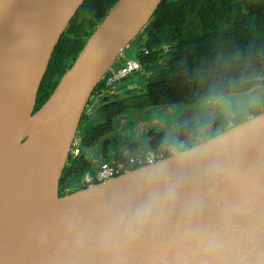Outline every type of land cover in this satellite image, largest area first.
Instances as JSON below:
<instances>
[{"label":"water","instance_id":"obj_1","mask_svg":"<svg viewBox=\"0 0 264 264\" xmlns=\"http://www.w3.org/2000/svg\"><path fill=\"white\" fill-rule=\"evenodd\" d=\"M84 1L0 0V264H180L177 253L189 239L184 226L194 199L191 240L220 235L227 264H264V111L205 140L215 143L237 129L244 133L197 164L180 168L173 154L59 196L95 87L163 0H117L37 105L54 49ZM159 167L167 173L159 181L161 192L166 184L180 187L174 208L135 241L104 247L102 237L117 215L132 217L148 202L156 186L148 173ZM49 191L56 202L105 196L79 213L49 211L46 223L39 199Z\"/></svg>","mask_w":264,"mask_h":264},{"label":"trees","instance_id":"obj_2","mask_svg":"<svg viewBox=\"0 0 264 264\" xmlns=\"http://www.w3.org/2000/svg\"><path fill=\"white\" fill-rule=\"evenodd\" d=\"M116 1L85 0L77 10L50 59L39 89L40 104ZM136 43L140 47L135 58L147 74L146 92L116 102L105 97L98 108L85 111L83 119L95 114L104 120L95 127L80 126L82 143L87 147L112 131L113 117L133 107L149 102L193 103L203 97L241 93L264 77V0H163L129 47ZM245 117L239 116V121ZM187 130L192 132L194 127ZM216 132L208 129L206 134L212 137ZM150 137L154 147L165 143L160 135ZM108 145L109 140L104 139V151ZM74 164L73 170L62 174L61 197L87 187L81 178L88 166L80 160ZM134 169L129 167V171ZM69 184L70 193L63 194L62 189Z\"/></svg>","mask_w":264,"mask_h":264},{"label":"flooded vegetation","instance_id":"obj_3","mask_svg":"<svg viewBox=\"0 0 264 264\" xmlns=\"http://www.w3.org/2000/svg\"><path fill=\"white\" fill-rule=\"evenodd\" d=\"M139 47L140 46H137L136 43L135 49H133V58H135V51L137 48L139 49ZM142 49L141 47L140 50ZM145 52L147 54V51ZM146 75L147 74L143 72L142 65L140 64V68L128 77L136 78V84L126 86L127 84H123L124 80H122L112 85L92 109L98 108L101 105L102 99L105 97L111 102H116L145 93L146 81L144 79ZM256 92L259 93L258 99L251 103L252 98L249 94L252 95ZM238 97H243L245 100L247 99L246 105L243 107V110L233 111V113L229 115H226V109L223 110L225 114H219L218 112L223 108L212 103L213 100L220 101L226 98L235 99ZM92 109L86 107L85 111L91 112ZM187 110H190L191 114L183 118V114ZM254 110H259L258 113L264 111V77L256 80L248 90L241 93L227 94L220 97H203L193 103L180 102L154 105L149 102L143 107L128 109L122 114L113 117L112 131L98 139L97 142L89 147L82 143L83 136L79 133L80 126L88 124L89 126L95 127L103 123L104 120L100 119L95 114L89 115L90 118L86 119H83L82 116L63 173L73 170L75 167V160H80L88 166L87 170L93 169L100 162L105 161L118 167L119 174H121L129 171L130 166L138 168L150 164L145 158V154L148 151H152L156 155L152 163L158 161V158L163 159L169 157L173 155L170 148L174 144L181 142L192 143L198 139L207 140L211 138L206 134L208 129H216L217 132L215 135H217L232 127V123H240L239 116L245 115L246 120L256 115L252 113ZM213 112L218 113L220 116H212ZM118 118L121 120L120 123H118ZM191 127H194V130L189 132L187 129ZM151 134L164 137L165 143L158 147H154L151 142ZM104 139L109 140L106 151L103 150ZM107 158H110V160Z\"/></svg>","mask_w":264,"mask_h":264},{"label":"clouds","instance_id":"obj_4","mask_svg":"<svg viewBox=\"0 0 264 264\" xmlns=\"http://www.w3.org/2000/svg\"><path fill=\"white\" fill-rule=\"evenodd\" d=\"M243 134V130L237 129L231 134L220 137L215 143L206 142L204 139H198L192 143L181 142L171 146L170 151L177 158V166L184 168L199 163L202 158L212 157L226 149L229 144L239 142ZM166 174L164 167L148 173L149 183L156 185L150 189V199L132 217H128L124 212L117 215L102 237L104 247L116 248L129 244L140 237L147 227L159 226L165 214L174 208L180 195L178 184H166L163 191H160L159 181ZM195 207L196 199L189 206L188 220L184 226V235L189 238L188 242L177 253L180 264H227L226 241L222 236L213 234L195 240L190 239Z\"/></svg>","mask_w":264,"mask_h":264},{"label":"built area","instance_id":"obj_5","mask_svg":"<svg viewBox=\"0 0 264 264\" xmlns=\"http://www.w3.org/2000/svg\"><path fill=\"white\" fill-rule=\"evenodd\" d=\"M140 68V62L136 58H124L109 69V71L102 77L98 85L95 87L87 104L88 108H94L99 99L103 97L112 85L125 80ZM154 152L148 151L145 158L151 164L154 159ZM161 160V158L157 159ZM132 161V160H131ZM119 175L118 167L108 162L102 161L95 168L87 170L82 178L81 184L83 186H90L98 182L109 180ZM71 191V185H67L62 189L63 194H68Z\"/></svg>","mask_w":264,"mask_h":264},{"label":"bare ground","instance_id":"obj_6","mask_svg":"<svg viewBox=\"0 0 264 264\" xmlns=\"http://www.w3.org/2000/svg\"><path fill=\"white\" fill-rule=\"evenodd\" d=\"M105 194H101L97 199H88L85 196L78 197L71 201H54L51 193L49 194L41 193V197L39 199L40 209L42 210V214H44L45 222L48 223L52 218L50 215L54 213L55 216H59L68 212H82L91 206H95L102 198H104ZM50 211V212H49ZM27 220L30 225H35L34 219L30 213L27 214Z\"/></svg>","mask_w":264,"mask_h":264},{"label":"rangeland","instance_id":"obj_7","mask_svg":"<svg viewBox=\"0 0 264 264\" xmlns=\"http://www.w3.org/2000/svg\"><path fill=\"white\" fill-rule=\"evenodd\" d=\"M134 47L135 46L133 44H131V46L128 47L127 50H125L123 52V54H121L119 56V58L116 60L115 63H118L121 59H124V58H133V56H134L133 49H135ZM123 84H127L126 86L134 85V84H136V78H133V77L132 78H128V79L124 80ZM258 95H259L258 92L253 93L252 95L249 94V96L252 98V99L250 98L251 99V103L258 99L257 98ZM246 102H247V99L245 100L243 97H238V98H235V99H232V98L227 99L226 98V99H222L220 101H216V100L212 101L213 104H217L219 107L221 106L223 108L218 113L222 114V113H224L223 110L226 109L227 110V111H225L226 115L232 114L233 111H237V110L241 111V110H243V107L246 105ZM251 103H249V104H251ZM38 104H40V101L37 103V105ZM228 109H230V110H228ZM86 112H87V110H86ZM218 113L213 112L212 116H215V117L216 116L217 117L220 116V115H218ZM226 115H224V116H226ZM117 120H118V123L121 122V120L119 118ZM107 159L110 160V158H107Z\"/></svg>","mask_w":264,"mask_h":264}]
</instances>
